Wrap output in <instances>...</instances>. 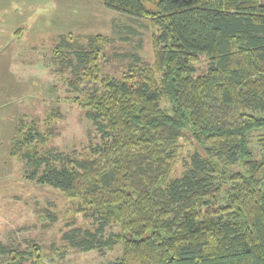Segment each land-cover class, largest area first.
I'll use <instances>...</instances> for the list:
<instances>
[{
  "label": "trees",
  "instance_id": "obj_1",
  "mask_svg": "<svg viewBox=\"0 0 264 264\" xmlns=\"http://www.w3.org/2000/svg\"><path fill=\"white\" fill-rule=\"evenodd\" d=\"M99 1L150 19L154 61L104 74L109 36L61 34L72 101L97 138L84 151L47 149L54 132L21 117L9 154L27 180L78 199L91 221L65 233L72 246L123 242L106 264H264V132L258 147L251 139L264 129V3ZM0 249L1 264L44 261L38 244Z\"/></svg>",
  "mask_w": 264,
  "mask_h": 264
},
{
  "label": "rangeland",
  "instance_id": "obj_2",
  "mask_svg": "<svg viewBox=\"0 0 264 264\" xmlns=\"http://www.w3.org/2000/svg\"><path fill=\"white\" fill-rule=\"evenodd\" d=\"M17 1L25 8L22 14L0 22V246L23 250L38 244L43 264H106L122 256L123 242L104 250L72 246L65 233L76 225H88L91 219L78 212V199L27 180L24 162L9 154L10 140L21 117L54 132L47 149L84 151L97 138L85 109L72 101L78 92L70 89L72 67L65 66L55 51L59 32L72 33L73 38L109 36L102 56L103 72L119 75L135 64L154 61V27L149 18L109 9L99 0L74 7L79 0ZM31 15L35 16L29 19ZM207 63L202 57L200 70ZM263 132L252 133V146L258 147ZM190 148L186 142L182 155H188ZM181 164L176 166L178 171ZM64 246L69 249L63 253ZM6 257L0 251V264Z\"/></svg>",
  "mask_w": 264,
  "mask_h": 264
},
{
  "label": "crops",
  "instance_id": "obj_3",
  "mask_svg": "<svg viewBox=\"0 0 264 264\" xmlns=\"http://www.w3.org/2000/svg\"><path fill=\"white\" fill-rule=\"evenodd\" d=\"M89 0H79V2H75L74 4H72V6L74 7L75 4H79V5H82L83 3L87 6V2ZM63 2V1H62ZM24 3V2H22ZM26 3V2H25ZM60 5V4H59ZM83 5V6H85ZM70 6H71V3H70ZM78 6V5H77ZM25 10V8L21 5V3H19L17 0H0V22H6L8 20H10V17H14V15H19L22 10ZM33 9V8H32ZM22 14V13H21ZM33 16L35 15H31L29 16V19H32ZM61 18V17H59ZM65 19V18H64ZM66 21V19L64 20V22ZM64 22H63V26L65 27L64 25ZM20 25V24H19ZM18 25V26H19ZM63 26L60 28V29H67V28H63ZM59 28V27H58ZM44 29V27H42V30ZM58 30V29H57ZM41 30L39 29V32ZM69 32H72L71 30H69ZM22 33V32H21ZM57 34V33H54V35ZM59 36L61 34H64V32H59L58 33Z\"/></svg>",
  "mask_w": 264,
  "mask_h": 264
}]
</instances>
